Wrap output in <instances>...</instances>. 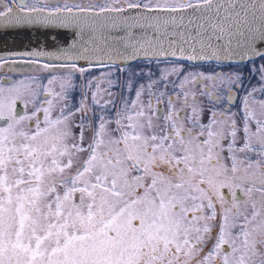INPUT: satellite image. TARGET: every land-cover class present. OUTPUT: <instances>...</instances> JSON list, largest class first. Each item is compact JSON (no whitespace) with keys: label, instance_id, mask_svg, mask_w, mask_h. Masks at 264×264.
Here are the masks:
<instances>
[{"label":"snow or ice","instance_id":"6c2138e0","mask_svg":"<svg viewBox=\"0 0 264 264\" xmlns=\"http://www.w3.org/2000/svg\"><path fill=\"white\" fill-rule=\"evenodd\" d=\"M52 29L4 60L50 78L0 86V264H264V0H0V44Z\"/></svg>","mask_w":264,"mask_h":264},{"label":"water","instance_id":"95a60500","mask_svg":"<svg viewBox=\"0 0 264 264\" xmlns=\"http://www.w3.org/2000/svg\"><path fill=\"white\" fill-rule=\"evenodd\" d=\"M44 30H40V32H37L35 30L31 31V33H22L20 35H10L5 37L6 43L0 44V57H3V60H12V59H21L20 57L12 55V52L14 51H19V50H25V51H40L45 54H55L57 52L58 48H68L70 47L72 42H75L77 44V47L80 45V41L77 37L74 35L73 29H52L51 31L53 32H58L60 35L58 36L56 42L54 43L50 39H46L45 35L41 34ZM260 47L261 51H264V46L258 45ZM257 57L256 59H258ZM23 59H31L30 57H23ZM35 59L39 60V63H53V64H66L70 63L69 61H64V60H59V61H53V60H48L47 55L37 57ZM174 58L172 57H167V58H160L159 60H153V61H168V60H173ZM255 59V60H256ZM144 61L142 58L140 60H137L132 63H138ZM247 62V61H246ZM245 62V63H246ZM78 66H83V67H95V66H103L99 65L96 63L93 64H88L83 60L76 61ZM188 63V62H185ZM199 64L202 63H216L215 61H209V62H198ZM220 63L223 64H240L239 63V57L235 58L234 62L230 61H221ZM17 66L20 67H25L27 70H30V68L34 65L31 64H16ZM117 66L119 67H126L128 66L127 63L120 64L118 63ZM54 70H57L55 68ZM17 105L19 103L17 102ZM5 120H0V125L4 126L6 125Z\"/></svg>","mask_w":264,"mask_h":264},{"label":"flooded vegetation","instance_id":"af4514ba","mask_svg":"<svg viewBox=\"0 0 264 264\" xmlns=\"http://www.w3.org/2000/svg\"><path fill=\"white\" fill-rule=\"evenodd\" d=\"M17 3H19V0H17ZM166 62L167 61H164V62L152 61L151 63H149L148 61H142V62H138L135 64H138L141 67H144L145 70L150 68L153 71H155L157 68V65H159L160 67H164L166 65ZM261 63L262 61L259 58L255 60L256 67H259ZM0 64H3V67H0V86H9V85L16 83V81H19L21 79H29L30 77H33V76L40 77L39 79L40 85L44 86L47 84V78H49L48 72L44 70L37 71L35 65L32 66L30 70H27L25 67H20V66H17L16 64H4V61H1ZM40 64H43V63H40ZM246 64H248V67H245L244 64L202 63V64H199V67H197L195 70L196 71H201V70L208 71L209 73H211L214 70L215 72H225L226 73V72L232 71L239 65V67L244 70L245 77H247L245 87H247L249 83L252 85H257L259 78L258 77L251 78L249 76V69L252 67V64L248 62H246ZM103 67L105 66H95L91 68H93V70H98V69L100 70V68H103ZM124 68L127 69L128 66ZM60 72H63V69L57 68V70H54V69L52 70L53 74L60 73ZM242 94L243 93L241 92V95ZM38 99L42 102L43 96L41 95ZM17 102L19 103V105L16 104V112L18 114H24L25 111H27L30 114V112L32 111V107H33L32 104H29L27 109H25L24 103L22 101H17ZM233 110L235 111V108ZM40 115L42 116V113ZM4 126L0 125V127H4ZM221 191L223 195L226 197V199H229V200L231 199V195L227 188L222 189ZM237 195L242 197V194L239 192H237Z\"/></svg>","mask_w":264,"mask_h":264},{"label":"rangeland","instance_id":"374dc122","mask_svg":"<svg viewBox=\"0 0 264 264\" xmlns=\"http://www.w3.org/2000/svg\"><path fill=\"white\" fill-rule=\"evenodd\" d=\"M88 69H90L93 73H95V74H97V75H99L101 72H106L107 71V68L106 67H103V68H100V70L98 69V70H93V68H88ZM112 71L115 73L116 72V69L115 68H113L112 69ZM37 73V72H36ZM60 74H62V72H60V73H55V75H60ZM37 77V76H36ZM40 78V77H39ZM50 78V77H49ZM48 79V78H47ZM28 81L29 79H21V80H19V81ZM19 81H16V82H19ZM13 85V84H12ZM12 85H9V86H3V87H11ZM44 86H47V84L46 85H44Z\"/></svg>","mask_w":264,"mask_h":264}]
</instances>
